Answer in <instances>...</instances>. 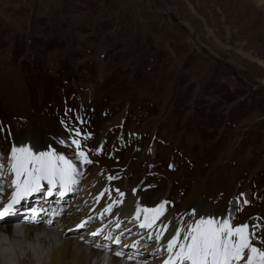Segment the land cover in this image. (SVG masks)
I'll use <instances>...</instances> for the list:
<instances>
[{"label":"rangeland","instance_id":"obj_1","mask_svg":"<svg viewBox=\"0 0 264 264\" xmlns=\"http://www.w3.org/2000/svg\"><path fill=\"white\" fill-rule=\"evenodd\" d=\"M262 85L264 0H0L4 158L27 140L42 149L53 134L76 154L102 157L101 136L112 142L118 132L130 138L118 163L143 150L130 156L128 182L161 181L146 177L152 163L174 169L175 192L193 197L184 208L205 203L207 187L205 197H215L227 179L236 187L246 166L264 168V114L252 103H264ZM253 127V143L237 148Z\"/></svg>","mask_w":264,"mask_h":264},{"label":"snow or ice","instance_id":"obj_2","mask_svg":"<svg viewBox=\"0 0 264 264\" xmlns=\"http://www.w3.org/2000/svg\"><path fill=\"white\" fill-rule=\"evenodd\" d=\"M79 135V133H77ZM59 143L63 144L61 140ZM79 148L78 141H72ZM82 163L91 164L83 151L79 152ZM4 157H0L2 161ZM11 172L15 174L12 181L15 186V193L8 202L0 201V221L15 213L16 206L29 194L35 191H45L41 183L46 181L50 187L46 190L47 195L52 194V189L57 184L67 190L69 184L75 183L78 165L64 155H58L55 149L48 151H33L30 146H13L11 149ZM171 167V165H170ZM5 164L0 162V174ZM11 178V177H9ZM117 191H119L117 189ZM61 196L63 193H59ZM123 195V193H121ZM168 201L161 202L156 207L137 208L136 215L140 218L144 214L139 226L141 228H152L157 221H160L161 233L168 232L165 237L167 251L171 254L163 264H264V239L258 234V226L248 223L235 226L232 221L235 213L240 211V201H232V207L228 209V216L223 219L216 216L200 215L193 209L189 215L191 220L184 221L183 229L173 227L168 230V222L161 220L165 215ZM244 204L249 201L244 200ZM106 211L111 212V207ZM49 221L48 223H51ZM83 227V225L81 226ZM183 233V234H182ZM161 239L158 233L155 237ZM176 249V251H173ZM120 255L119 252L116 253Z\"/></svg>","mask_w":264,"mask_h":264},{"label":"bare ground","instance_id":"obj_3","mask_svg":"<svg viewBox=\"0 0 264 264\" xmlns=\"http://www.w3.org/2000/svg\"><path fill=\"white\" fill-rule=\"evenodd\" d=\"M253 1L258 5L262 3V0H253ZM5 174L9 176L12 175V172L11 170H8L5 172ZM160 188H162V193H163L165 191V188L161 184L159 185V189ZM155 194L158 193H154V195ZM138 195L140 197H143V195L140 193ZM128 201H132V200H128ZM44 203H40L38 204V206L39 207L43 206ZM125 203L123 205V208L119 209L121 212L124 211V207H126V205H129L128 203L126 204ZM77 220L78 218L71 217L68 219H64L63 222L61 221L59 222V224L58 223L52 224L49 228H41L39 225L25 226L28 240H34L36 233L43 230H46L50 236L53 233L58 235L59 246L54 247L48 253L47 257L45 258L44 264H132V263H125L121 257L110 254L108 250L113 246H110V248L107 249H99V248L92 249L89 247L90 245L88 246V244L77 242L75 238L81 234L80 231L72 234H70V232L64 234L63 229L72 227L77 222ZM13 222H14L13 224L7 226L0 225V235L7 236L10 240H14L15 239L14 230L16 226L13 225L14 224H17V226L20 225L19 222H21V220H14ZM62 223H63L62 230L61 232L58 233L57 229L61 228ZM53 226L54 229L52 228ZM89 230L90 228L88 229V231ZM39 242L40 244H43L45 246H47V244L49 243V241H45L43 239H41ZM148 247L151 248L150 246ZM147 252L149 253H147L146 259L149 254L153 256V259L160 257V254L157 252H154L156 253V255H154L153 252L151 253L149 250H147ZM21 264H35V262L31 259V254H29L27 259L21 260ZM139 264H145V259H143V261H140Z\"/></svg>","mask_w":264,"mask_h":264},{"label":"clouds","instance_id":"obj_4","mask_svg":"<svg viewBox=\"0 0 264 264\" xmlns=\"http://www.w3.org/2000/svg\"><path fill=\"white\" fill-rule=\"evenodd\" d=\"M14 240L0 235V264H21V260L31 259L35 264H44L48 253L59 246V237L53 233L51 236L46 230L36 233L34 240L27 239L25 226L18 225L14 230ZM49 241L47 246L40 244V240Z\"/></svg>","mask_w":264,"mask_h":264}]
</instances>
